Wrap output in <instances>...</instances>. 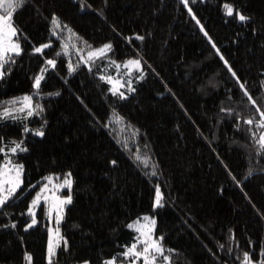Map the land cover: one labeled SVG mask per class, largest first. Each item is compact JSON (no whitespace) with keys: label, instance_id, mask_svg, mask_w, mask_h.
<instances>
[{"label":"trees","instance_id":"obj_1","mask_svg":"<svg viewBox=\"0 0 264 264\" xmlns=\"http://www.w3.org/2000/svg\"><path fill=\"white\" fill-rule=\"evenodd\" d=\"M225 3L250 19L241 22L235 12L227 16ZM53 13L93 46L111 41L113 59L142 56L151 68L146 65L145 78L134 81L136 91L120 99L93 74L106 61L97 60L92 72L81 65L69 76V57L61 54L41 85L44 92L60 93L40 100L45 136L22 133L24 123L40 127V117L0 121L5 143L23 135L29 149L18 154L25 165L18 199L6 208L8 215L0 214V225H9L0 227V264H26V252L32 264H47L44 208L38 223L25 231L24 222L31 220L26 208L42 177L59 172L63 178L69 170L73 202L60 226L67 248H60L56 264H102L132 242L136 233L126 225L144 214L155 216L157 236L163 234L165 245L178 250L173 264H241L237 257L248 250L258 259L264 247V154H254L248 126L241 120L236 129V114L221 108L247 104L241 116L259 119V114L220 55L264 105V0H188L187 7L182 0H25L14 19L28 39L11 73L0 80V105L32 93V78L45 56L60 49L61 41L50 32ZM49 38L44 56L31 52ZM71 42L83 46L75 36ZM71 59H78L74 52ZM113 109L123 122H115ZM157 185L163 206L154 208ZM13 220L16 228L10 226ZM230 229L235 240H229Z\"/></svg>","mask_w":264,"mask_h":264},{"label":"snow or ice","instance_id":"obj_2","mask_svg":"<svg viewBox=\"0 0 264 264\" xmlns=\"http://www.w3.org/2000/svg\"><path fill=\"white\" fill-rule=\"evenodd\" d=\"M106 2V0H105ZM183 4L187 7L188 0H182ZM25 0H0V80H3L12 71V66L16 63V58L24 52L22 46L23 41L27 40V34L15 23V13L18 9L23 7ZM227 16H233L235 12L239 21L245 22L250 18L246 16L239 9L234 8L233 4L225 3L223 5ZM188 11L192 13L193 18L196 19L195 13L191 8ZM51 37H56L61 41L60 49L55 51L54 57H47L43 61L42 66L38 72L32 78V93H26L21 96H15L0 105V121H25L33 116L40 117L42 123L40 127L30 128L28 124L24 123L22 127V133H32L38 137L45 136V127L47 126V119L44 118L45 105L40 102L45 96L60 95L59 91L56 92H44L42 90V81L45 80V73L49 69L56 70L57 57L61 54L68 56L67 61V73L70 76L76 72L77 69L83 65L89 72H92L93 65L97 60L106 61L102 66V70L93 73L98 75L99 79L107 82L110 87L107 89L112 96L120 99H126L129 93L136 91L133 87L134 81H140L145 78L147 62L144 61L142 56L125 58L122 61L113 59L109 53L113 51V44L111 41L104 42L100 46H93L89 44L87 40L79 37L65 22H63L55 13L51 17ZM196 23L200 25L202 31L204 27L199 19H196ZM135 38L143 41L144 36L134 34ZM204 35L208 37L209 41H212V37L209 36L207 31H204ZM75 36L77 41L82 42L83 46H79L76 42H71L72 37ZM125 39L131 42V37ZM52 45V39L49 38L46 43H41L38 46H32L31 52L44 56V50ZM212 47L217 53H220V49L216 46L215 42H212ZM75 53L78 57L74 63L71 59L72 53ZM220 59L223 60L225 65H228V70L232 76L239 82V87L243 89L244 95L247 97V101L251 105L255 106V113L259 114V119L254 114L247 116H241L240 113L247 111L248 105L245 104L243 108H221L222 112H226L229 116L236 114L235 128L240 129L243 121L244 125H247L246 131L250 134L254 148L255 155L264 154V105L258 104L257 100L253 98L252 94L245 87L243 82H240V77L228 64V61L224 59L223 55H220ZM143 61V62H142ZM115 69V74H109L110 69ZM147 68H151V65H147ZM123 69V71H121ZM65 81L67 77H64ZM264 83V81H262ZM34 96L37 98L34 100ZM113 114H116V109H113ZM124 117L115 115V122H123ZM255 125L260 129L259 134L253 131L252 126ZM108 125H105L107 127ZM133 131L139 133L138 129L133 128ZM146 147V145H145ZM245 149H248V145H242ZM29 149L25 144L24 136L17 140L15 138L4 142L3 137L0 136V214L8 215L6 208L16 202L18 190L24 185L25 179V165L18 158V154L26 153ZM250 162L253 157V152L249 151ZM137 160H140V156H136ZM144 159H147L145 157ZM111 163L115 165L116 160H112ZM253 172L252 168H249L248 175ZM152 175H156V170L153 169ZM44 183L39 186V190L32 196L30 203L26 208V213L31 217L30 222H24V230L32 228L38 223L37 220V208L40 206L41 201L47 205L46 215L50 221H54V227L47 228V264H56L55 256L57 249L60 248L63 243L64 248H67V240L62 235L60 230L61 221L64 219L66 206L72 203V188H73V176L69 170L63 173L52 172L41 178ZM233 180L236 177L233 176ZM239 184L240 181L236 180ZM28 188H34L35 185L29 183ZM67 189V194H63V190ZM11 202V204H10ZM163 206V194L159 185L156 186V197L153 207ZM24 215V213H21ZM9 225H0V227L7 228ZM12 228L17 227L15 220L11 222ZM129 229H134L136 235L134 236L130 244L123 245V251L118 254H113L111 257L102 261V264H173V254L177 253V249L167 247L164 243V236L156 234V218L154 215L144 214L142 217H137L126 225ZM229 240H235V233L230 229ZM251 243V241H249ZM220 248L223 249L224 245L221 244ZM238 248V245H237ZM227 252L231 254L233 248L229 244ZM254 253L251 250L242 251L241 255L237 257L241 264H264V247L260 248L258 253V259H253ZM119 257V259H118ZM25 258L31 264L32 255L25 253ZM81 264H89L87 260L81 262ZM227 264V262H225Z\"/></svg>","mask_w":264,"mask_h":264},{"label":"rangeland","instance_id":"obj_3","mask_svg":"<svg viewBox=\"0 0 264 264\" xmlns=\"http://www.w3.org/2000/svg\"><path fill=\"white\" fill-rule=\"evenodd\" d=\"M73 186H74V183H73ZM39 190V189H38ZM72 190H73V188H72ZM63 194H67V189H65V190H63ZM72 202H73V200H72ZM72 204V203H71ZM71 204H69V205H71ZM69 205H67L66 206V208L69 206ZM44 208V216H45V219H46V221L49 223V227L51 226V227H54L55 225H54V221H50L49 219H48V217H47V215H46V212H47V205L44 203V201H41V204H40V206L37 208V216H38V214H39V212H40V209L41 208ZM65 213H66V209H65ZM30 217V216H29ZM64 218H65V214H64ZM37 220H38V217H37ZM63 221H64V219L61 221V224L63 223ZM61 224H60V226H61ZM35 226V225H34ZM60 230H61V227H60ZM134 230V229H133ZM61 233H62V231H61ZM62 246H63V243H61V246H60V248H62ZM60 248H58L57 249V253H58V251L60 250ZM57 253H56V255H57ZM56 257V256H55ZM26 264H29V262L27 261V259H26V262H25ZM31 264H32V261H31ZM78 264H81V263H78Z\"/></svg>","mask_w":264,"mask_h":264}]
</instances>
